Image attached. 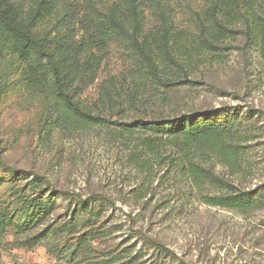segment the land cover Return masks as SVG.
<instances>
[{
	"label": "rangeland",
	"instance_id": "obj_1",
	"mask_svg": "<svg viewBox=\"0 0 264 264\" xmlns=\"http://www.w3.org/2000/svg\"><path fill=\"white\" fill-rule=\"evenodd\" d=\"M38 1L11 3L32 14ZM72 1L93 17L129 8L128 0H62ZM219 2L162 0L127 14L101 44L85 40L61 87L48 68L28 84L0 30V209L9 213L0 264H264V207L205 203L173 147L150 167L130 159L139 135L225 121L249 129L252 172L232 176L211 157L203 165L232 187L264 183V0H238L240 21L216 24L226 35L211 41L202 23L218 21ZM61 3L38 18L40 35L65 31ZM57 95L90 122L68 123ZM42 197L46 213L30 205Z\"/></svg>",
	"mask_w": 264,
	"mask_h": 264
},
{
	"label": "trees",
	"instance_id": "obj_2",
	"mask_svg": "<svg viewBox=\"0 0 264 264\" xmlns=\"http://www.w3.org/2000/svg\"><path fill=\"white\" fill-rule=\"evenodd\" d=\"M159 1L162 0H128L129 8L126 12L108 11L93 17L91 13H85L74 1L65 4L62 0H39L35 12L28 14L17 9L11 0H0V30L14 45L28 84L40 83L48 68L53 82L57 87H61L63 86L61 80L64 81L70 68L75 67L76 57L82 51L85 40L101 44L105 36L119 31L120 23L127 14L136 13L141 7L153 6ZM244 1L250 4L254 2V0ZM59 3L65 6L62 21L67 27L61 35L49 39L39 34L36 27L37 20L39 17L51 14ZM237 7L238 0H220L217 9L218 21L215 23L210 17L204 19L208 23H202L201 33L211 41L224 38L225 31L216 24L231 26L239 22L242 14ZM249 8V5L246 6L245 17L247 13V16H251L248 12ZM75 25L77 27H74ZM148 50L155 55V49L148 48ZM57 96L59 98L55 99L56 106L68 123L90 122L89 117H80L74 109L68 108L65 101H62V96ZM174 126L169 125L171 134L166 135L165 138L139 135L135 139L136 150L130 159L137 168L152 166L149 159L153 158L162 147L170 146L176 150L177 157L182 163L181 171L187 175L191 186L199 192L205 203L237 211L264 207V183L252 190L240 186L232 187L228 183L229 179L215 173L212 168L205 167L202 161L203 158L211 157L215 163L227 169L228 173L235 177L244 178L251 174L252 167L247 164L246 159L249 129L225 121L210 120L204 121L196 129ZM125 130L127 133H132L130 129ZM155 133L158 134V131ZM206 187L218 192L204 193ZM46 198L33 199L30 205L37 208L38 212L46 213L50 208ZM8 215V211L0 209V233L8 221ZM171 254L175 255L174 252Z\"/></svg>",
	"mask_w": 264,
	"mask_h": 264
}]
</instances>
